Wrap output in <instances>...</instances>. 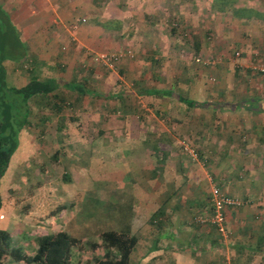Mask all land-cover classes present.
Listing matches in <instances>:
<instances>
[{
	"label": "crops",
	"instance_id": "crops-1",
	"mask_svg": "<svg viewBox=\"0 0 264 264\" xmlns=\"http://www.w3.org/2000/svg\"><path fill=\"white\" fill-rule=\"evenodd\" d=\"M182 1L0 0V6L15 27L19 43L14 54L6 55L1 61L5 81L14 86L29 78L53 82L54 87L47 96L33 95L27 99L29 113L32 107L36 108L35 136L40 142L46 116L39 112L44 105L54 107L58 120L64 116L72 118V113L65 114V108L72 105L79 112L100 107L103 108L101 113L108 116L109 101L114 100L119 105L118 100L127 96L121 88L110 91V73L116 75L113 79L118 77L119 86L122 77L129 76L136 95L149 97L148 105L155 108V104H160L166 114L162 122L148 117L149 120L142 122L147 124L138 123L134 134L139 137V143L132 147L133 161H139L138 168H133L138 193H142L139 202L154 204L144 219L154 211L162 214L156 204L171 203L175 213H179L177 208L182 205L186 207L185 204H192L190 209L195 208L187 216L190 218L187 222L193 221L195 225L194 229L187 228L188 238L174 240V234L160 232L155 238H149V247H145L143 253L158 250L156 244L166 235L174 241L166 248L172 264H219L228 257L223 256L224 251L234 264H264V75L260 74L262 78L252 85L244 83L243 87L238 80L243 68L218 64L214 69L220 76L213 85L207 74H211L212 69L188 66L186 57L190 55L182 51L176 35L191 36L193 57L200 53L208 56L203 34L208 25L200 29L196 17L190 19L195 16L193 11L189 12L191 7H186ZM174 13L180 15L181 30L176 29L178 26L172 21ZM214 26L220 34L223 25L213 23ZM223 32L222 29V35ZM230 33L234 41L242 44L243 40L234 35L236 31ZM259 40L264 52L263 36ZM123 43L133 44L134 58L120 56L114 72L94 61V52L119 50V44ZM209 56L214 57V54ZM87 80L89 84L85 83ZM74 84L82 89H75ZM87 90L95 100L79 99L86 96ZM162 90L196 101L187 122L168 116L169 98L161 94ZM66 91L71 98H63ZM216 94L223 97L213 98ZM135 108L142 109L139 104ZM30 124L33 121L28 114L26 125ZM26 125L17 136L33 140L34 134L25 130ZM68 135L72 138V133ZM173 138L194 145L198 157L194 164ZM107 146L104 147L107 149ZM224 148H229L231 153L222 150ZM236 150L239 153L234 152ZM17 151L10 156L5 172L14 163ZM117 171L120 176L124 172L122 168ZM214 187L243 200L242 205L225 209V234L195 220L201 204V212L207 211ZM135 217L139 218L137 214ZM3 218L6 217L0 220ZM141 243V239H136L131 252ZM135 263H145L141 254Z\"/></svg>",
	"mask_w": 264,
	"mask_h": 264
},
{
	"label": "rangeland",
	"instance_id": "rangeland-1",
	"mask_svg": "<svg viewBox=\"0 0 264 264\" xmlns=\"http://www.w3.org/2000/svg\"><path fill=\"white\" fill-rule=\"evenodd\" d=\"M182 3H185L188 8L191 7L189 12L193 11L195 16L189 17L191 20L196 17L200 29L208 25V29H204L203 33L205 46L209 50V53L205 54L208 56L200 53V56L193 54V57L191 49L194 50V48L191 46V36L176 35L180 40L178 45L183 47L182 51L185 55H190L189 58L186 57L188 66L195 65L194 67L200 69L206 67L204 70L207 71L212 69L213 71L210 70L211 74L210 72L207 74L209 77L211 76L213 85L216 84L215 82L220 76L214 69L218 64H225L228 68L236 67L238 70L243 68L238 74L239 85H243V87L244 83L246 86L252 85L262 78L259 73L252 72L250 65L259 57H264L259 40L262 36L264 38V0H183ZM175 14L178 13H174L172 21L175 26H178L176 29L181 30L183 26L178 25L181 22L180 15L176 16ZM213 23L223 25L221 32L219 31L220 34H217L218 27H212ZM222 29L224 30L223 35ZM187 30L189 33V29ZM232 30L237 32L233 33L234 35H238L243 40L242 44L232 39L230 33ZM123 44H119L118 49H130L132 57L127 58L132 60L134 58L133 44ZM18 45V40H16L11 54L13 50L18 49ZM100 51L113 50L102 49ZM100 51L93 53L94 61L97 64L100 63L96 59V54ZM235 51H238L237 55L234 54ZM209 54H214V57H210ZM115 66L116 64L107 71L114 72ZM115 76L114 73H110L108 79L110 91L121 88L127 96H124L122 101L118 100L119 105H116L114 100L109 101L108 116L101 113L103 108L100 107L93 111H90L89 108V111L79 112L72 105V108H65V114L72 113V118L64 116L58 120L59 118L53 113L54 107L44 105V108L40 109L42 111L39 112L46 116V123L41 124L45 132L44 135H41L40 142L35 136L38 126L35 123L36 108L32 107L29 117L33 124L26 125L24 128L26 131L32 132L34 138L26 141L23 136L20 138L17 136L13 151L18 150L17 157L14 163H11L8 171L0 177V199L1 206H3L1 209L3 211L0 210V219L1 217L7 218V220L6 218L0 220V228L8 230L11 245L20 247L21 252L32 253L36 247L38 236L57 229H66L70 234L76 235L79 242L71 247L68 264H95V260L102 256L104 250L99 231L106 225L115 226L114 218L125 213V210L119 205L125 204L129 205L130 232L136 239L139 238L142 241L134 252H131V264H136L135 260L140 254L144 264H172L166 248L174 243L173 239L164 235L163 239L159 240L160 244H156L159 246L158 250L143 253L145 247H149V238H155L160 232H167L174 234V240L177 238L185 240L188 238L187 228H195L193 221L188 223L190 218L187 219L189 213L195 209H190L192 204H185L186 207L182 205L181 208H177L179 213L172 210L171 203L156 204L160 206L162 214L159 215L157 211H154L150 217L144 219L154 204L139 202L142 193H138V184L135 183L136 179H133V176L136 175L133 168L134 166L138 168L139 161L134 162L132 154V147L135 143H139V137H134V134L139 125L147 124L142 122L149 120L148 117H154L158 121V119H164L166 114L163 112L164 109L159 107L160 104H155V108H152V104L148 105L150 104L149 97L143 98L136 95L131 83L132 79H129V76L122 77L120 86L117 81L118 77L116 80L113 79ZM85 83L89 84L90 81L87 80ZM86 93H84L86 95L84 98L79 97V99L95 100L90 91L87 90ZM62 96L66 99L71 98L67 91ZM219 97L223 96L216 94L213 98ZM73 98L75 97L72 92ZM137 104L142 109L135 108ZM138 123L140 124L138 125ZM69 133H72V138L67 136ZM174 143L183 148L182 150L186 152L190 162L193 164L196 162L197 154L191 156L187 152V148H193L196 153L194 145L177 142L176 139H174ZM106 144H108L107 149L105 148ZM91 145L92 147H90ZM25 149L27 151L24 154ZM222 150L231 153L229 148ZM234 152L239 153L238 150ZM191 157L195 159H191ZM120 168L124 170L121 172V176L117 171ZM54 199L71 203L67 208H59L53 214H48L44 202L46 204ZM209 201L207 204H210ZM193 206L197 207L194 204ZM199 207L198 213L195 215L205 213L201 212ZM43 213L44 215L40 216ZM136 214L139 218L135 217ZM225 233L226 231L223 234ZM152 252L154 255H150ZM225 255L228 257L224 259L230 261L228 252L224 251L223 256ZM9 262L25 264L20 261L10 260ZM219 264H223V262Z\"/></svg>",
	"mask_w": 264,
	"mask_h": 264
},
{
	"label": "trees",
	"instance_id": "trees-1",
	"mask_svg": "<svg viewBox=\"0 0 264 264\" xmlns=\"http://www.w3.org/2000/svg\"><path fill=\"white\" fill-rule=\"evenodd\" d=\"M17 39L13 23L0 6V177L5 172L16 146L18 131L27 124L29 114L27 99L33 95L45 97L54 87L53 82L36 78H29L19 86L10 85L5 81L1 61L6 55L11 54ZM72 87L82 89L75 84ZM160 92L169 98V108L166 111L168 116L187 122L196 101L170 90ZM70 203L54 199L46 204L44 202L47 206L46 209L44 206V209L47 210L46 213L53 214L59 208L69 207ZM119 207L125 210V213L114 218L115 226L106 225L99 231L104 250L102 256L95 260V264H131L129 254L136 237L130 232L129 205H119ZM43 215L44 213L40 216ZM10 239L9 232L0 228V264H11L10 260L25 264H68L71 247L79 243L78 237L70 234L66 229H57L38 236L32 253L21 252L20 247L11 245ZM224 262L225 260L223 264ZM230 262L234 264L231 260Z\"/></svg>",
	"mask_w": 264,
	"mask_h": 264
},
{
	"label": "built area",
	"instance_id": "built-area-1",
	"mask_svg": "<svg viewBox=\"0 0 264 264\" xmlns=\"http://www.w3.org/2000/svg\"><path fill=\"white\" fill-rule=\"evenodd\" d=\"M235 55L238 54V51L234 52ZM96 59L98 62L105 66L106 68H113L120 56L125 55L128 57L132 56L130 49H121L113 51H100L96 54ZM252 72L260 73L264 75V57L254 60L250 65ZM187 152L191 156H195L196 153L193 148H187ZM243 200L232 196L227 193H221L216 187L212 189L210 204L207 211L204 214L197 215L195 220L199 223H206L212 225L220 234L225 232L224 222L225 214L224 211L226 208H233L242 205ZM224 264H232L229 260H225Z\"/></svg>",
	"mask_w": 264,
	"mask_h": 264
}]
</instances>
